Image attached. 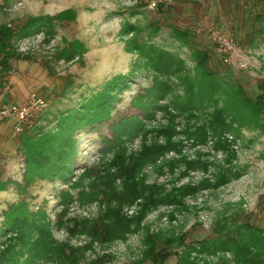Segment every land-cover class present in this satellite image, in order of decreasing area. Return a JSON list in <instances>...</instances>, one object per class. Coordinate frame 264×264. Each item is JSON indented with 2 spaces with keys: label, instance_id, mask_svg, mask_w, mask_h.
<instances>
[{
  "label": "rangeland",
  "instance_id": "rangeland-1",
  "mask_svg": "<svg viewBox=\"0 0 264 264\" xmlns=\"http://www.w3.org/2000/svg\"><path fill=\"white\" fill-rule=\"evenodd\" d=\"M67 9L75 12V18L54 19L52 35L40 29L17 38L16 45L29 58L14 59L9 73L0 72V104H23L32 94L47 101L45 108L34 111L20 133L13 129L14 120L0 122V179L8 182L7 189L0 191V224L3 211L11 203L26 198L34 209L38 206L47 209L58 240L84 246L91 237L71 234L68 228L72 219L95 218L106 211L107 202L74 200L67 208L59 205L61 190L69 189L73 194L79 190L71 188L62 179L54 182L38 180L26 193L20 192L18 184L24 183L26 167L24 135L53 127L55 116L60 112L101 90L109 79L128 75V85L119 91L112 118L87 126L76 135L75 172H82L85 165L102 169L101 162L111 157L108 155L101 160L99 156L104 147L103 136L112 135L110 124L119 117L141 114L133 107L132 99L151 85L153 79L151 71L136 65L144 58L138 52L128 50L132 38L177 56L193 75L194 51H206L210 56L208 67L228 91L240 98L255 99L261 92L259 84L264 87V20L257 17V14H264V0H0V24L15 26L31 16H57ZM179 30L188 32L187 42L177 35ZM75 40L84 45L83 57L70 61L58 58L60 51ZM173 83L174 92L161 104H169L172 114H178L173 140L180 145L144 167L142 174L146 183L163 184L171 189L187 183L197 184L203 178L214 180L219 169L227 168L240 171L242 175L218 188H203L196 194L187 195L184 199L186 207L162 205L153 208L138 229L132 225L126 238L109 243L94 241L85 255L88 264H95L99 257L105 258V264H151L141 262L145 248L143 238L148 230H164L167 235L172 232L185 234L187 243H195L214 236L218 222L229 221L233 226L249 222L264 229V127L261 120L264 110L262 116L256 112L250 115L256 119L255 124L238 123V135L227 134L231 150L217 149L213 137L202 143L184 133L187 123L193 126L197 120L188 122L185 115L174 109L172 101L183 92V84L177 77H173ZM215 100L208 101L207 110H213L217 105L223 108L227 95L222 93ZM237 110L238 122L245 114L241 113V108ZM203 113L198 114L202 116ZM228 114L232 116V113ZM169 116L167 110H159L154 119L147 121V127L167 126ZM165 136V133L151 132L148 143H153L156 138L163 143ZM141 139L131 141L129 151L140 150ZM198 158L206 162L207 168L191 169L180 179V172L186 168L184 159ZM161 166L164 169H160ZM114 186L117 191L124 189L120 178ZM118 195L110 196H115L112 206L120 207L122 218L128 219L138 213L141 199L125 204L118 202ZM169 249L171 255L166 263L175 264L182 247L174 244ZM199 256L201 264L233 259L230 252L224 251Z\"/></svg>",
  "mask_w": 264,
  "mask_h": 264
},
{
  "label": "trees",
  "instance_id": "trees-1",
  "mask_svg": "<svg viewBox=\"0 0 264 264\" xmlns=\"http://www.w3.org/2000/svg\"><path fill=\"white\" fill-rule=\"evenodd\" d=\"M75 15L73 10L67 9L57 16H31L15 26L9 23L0 24V72L9 73L14 59L29 58L19 50L15 43L17 38L40 29L47 35H52L54 19H74ZM257 17L264 20V14H257ZM177 35L184 42L190 38L184 30H179ZM128 43L129 51H136L144 58L143 62L136 64L137 67H146L152 72L153 79L151 85L146 86L132 99L133 107L141 114L119 117L110 124L112 135L103 136L104 147L99 156L102 157L101 160L108 155L111 157L108 161L101 162L102 169L85 165L82 172H75L78 154L76 135L87 126L112 118L119 91L128 85V75L109 79L101 90L67 111L60 112L55 116L56 123L53 127L32 135L25 134L23 137L26 167L24 183L18 184L20 192L26 193L28 187L38 180L54 182L56 179H62L71 188L79 190L76 194L71 193L69 189L61 190L59 205L67 208L74 200L84 202L99 199L107 202L106 211L95 218H74L68 228L71 234L88 235L91 241L84 246H73L69 242L58 240L54 235L53 222L47 209L43 206L34 209L26 198H22L11 203L3 211L0 224V264H88L85 255L94 241L109 243L117 238H126L127 233L132 231V225L135 224L138 229L153 208L162 205L186 207L184 199L187 195L196 194L203 188H218L242 175L240 171L227 168L219 169L214 180L203 178L197 184L187 183L171 189H167L163 184L146 183L142 174L144 167L156 161L166 151L176 149L180 145V142L173 140L177 133L174 126L178 114H172L169 104H161L175 90L173 77H177L183 84V92L177 94L172 101L174 109L185 115L188 122L197 120L193 126L187 123L184 133L202 143L213 137L216 139V148L226 151L231 150L227 134L238 135V123L255 124L256 119L250 115L253 112L261 115L264 110V87L259 84L261 92L255 99L247 96L240 98L231 90L228 91L215 77L208 67L210 56L206 51H194L193 59L196 65L193 75L183 60L169 52H162L155 45L145 46L135 38ZM84 49L83 43L72 41L60 51L58 58L66 61L75 57L81 58ZM222 93L227 95L225 106L218 108L217 105L213 110H207L208 101L215 100ZM238 107L246 116H241L237 122ZM159 110H167L170 123L167 126L148 128L147 121L154 119ZM197 112L205 113L199 116ZM228 113H232V116ZM261 120L264 127L263 117ZM151 132L165 133L164 142L160 143L156 138L149 144L148 134ZM138 137L142 138L140 150L129 151V143ZM184 161L186 168L180 172V179L191 169L207 168L206 162L199 158ZM171 163L175 164L174 161ZM160 169H164V166ZM117 178L121 179L124 187L121 191H117L118 188L114 186ZM7 187L8 182L0 179V191L6 190ZM111 194H119L118 202L125 204L141 199L138 213L128 219L122 218L120 207L112 206L115 196L111 197ZM238 225L233 226L229 221L218 222L214 236L199 239L195 243H187L185 234L177 235L172 232L167 235L164 230H148L143 238L145 248L141 262L167 264L171 255L169 246L177 244L182 247V251L175 264H201L200 254H215L219 251L230 252L233 259L223 258L202 264H264V229L249 222ZM161 242L167 245H162ZM95 264H105V258H97Z\"/></svg>",
  "mask_w": 264,
  "mask_h": 264
},
{
  "label": "built area",
  "instance_id": "built-area-1",
  "mask_svg": "<svg viewBox=\"0 0 264 264\" xmlns=\"http://www.w3.org/2000/svg\"><path fill=\"white\" fill-rule=\"evenodd\" d=\"M47 105L45 98H41L36 94H32L28 102L20 104L17 102H6L0 104V122L14 120L13 127L15 133H20L26 124L33 116L34 111L43 109Z\"/></svg>",
  "mask_w": 264,
  "mask_h": 264
}]
</instances>
